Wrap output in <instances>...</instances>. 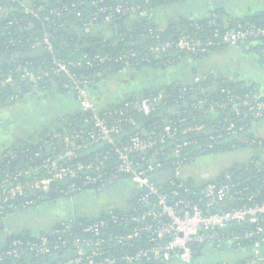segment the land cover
<instances>
[{"label":"built area","instance_id":"1","mask_svg":"<svg viewBox=\"0 0 264 264\" xmlns=\"http://www.w3.org/2000/svg\"><path fill=\"white\" fill-rule=\"evenodd\" d=\"M89 5L95 8L93 20L103 16L110 22L135 15L147 21L153 19L148 6L128 0H91ZM21 7L25 14L43 23L39 41L51 58V65L38 70L18 65L13 72L0 69V94L19 83L36 85L53 75L62 77L66 80L63 89L73 94L80 112L85 115L83 122L87 130L71 129L64 137L54 134L48 144L32 152L30 166L6 176L0 185V216L35 207L59 185L63 188L58 193L67 197L83 188L119 180L126 183L127 194L126 200H120L107 214L85 226L78 224L77 232L65 224L52 236L13 239L8 249L0 252V264H17L23 259L21 264H200L198 259L203 252L196 258L198 249L219 244L238 250L240 241L255 237L246 264H264V197L259 202L234 207L237 193L230 177L221 183L208 180L191 186L188 181L195 179L183 172L194 164L193 155L212 150L222 134L217 130L206 131L204 126L182 127L183 120L177 123L160 120L149 130L140 128L142 123L132 118H123L126 107H133L148 121L161 108L169 111V103H177L187 90L181 89L177 98L160 91L126 102L124 109L101 111L89 96L92 81L77 77L74 72L94 64L128 65L131 61L150 63L152 59H164L162 64L169 66L183 56L204 54L211 47H236L264 39V27L238 25L207 36L200 35L196 24L192 33L178 26L177 38L168 42L162 41L160 30L149 28L147 33L154 44L144 55L130 48L117 55L83 54L71 60L56 56L53 35L44 24L49 16L60 17L67 7L52 8L42 17L25 4ZM3 12L0 8V13ZM208 25L218 27L214 22ZM260 55L264 58V49ZM17 98L15 94L11 99ZM190 108L202 111L212 120L217 113H223V131L227 135L242 132L245 127L235 128L232 115L239 122L248 118L264 120V98L249 94H229L221 100L202 95ZM125 125L133 129L127 131ZM84 156L85 162L80 160ZM232 227L240 231H231ZM30 258L37 261L31 263L27 260Z\"/></svg>","mask_w":264,"mask_h":264},{"label":"trees","instance_id":"2","mask_svg":"<svg viewBox=\"0 0 264 264\" xmlns=\"http://www.w3.org/2000/svg\"><path fill=\"white\" fill-rule=\"evenodd\" d=\"M91 0H2L0 2V8L4 11L0 13V69L3 72H13L14 69L21 65L22 67H29L32 70L48 69L50 67L51 58L43 50L42 44H40V37L43 32V23L33 18L29 14H25L21 7V4H25L31 10L35 11L39 16L48 15L52 8L67 7V11H64L60 17H50L45 22V27L53 35L52 42L55 49L56 56L65 59H77L83 54L88 56L94 55H117L120 52L128 49H135L140 55H144L147 49L154 44L152 39L147 33V29L151 28L158 30L155 25L154 14L157 9L167 7L179 2L191 1V0H128L133 3L148 6L153 12V19L150 21L142 19L140 16H124L116 18L110 22H106L103 16H99L93 20V13L95 8L90 7L89 2ZM200 1L207 6L208 13L204 18L195 20H182L178 23V26L184 29L187 33L194 31L193 25L196 24L200 28V35H211L212 33H222L227 29L236 28L238 25H256L264 27V12L249 15L244 19H236L231 25H226L220 19L224 14L222 8H212L211 3L208 0H192ZM223 1V0H222ZM226 1V0H225ZM209 22H214L218 27L212 28L208 25ZM121 25V29H119ZM177 26V27H178ZM176 25L170 26L164 31H161L162 41H173L177 38ZM88 30V31H87ZM195 32V31H194ZM118 40V43L116 41ZM247 47L252 53L259 56L260 61H264V58L260 55V50L264 49V39L252 40L239 45V47ZM231 46H217L211 47L206 53L201 55L183 56L181 60H206L210 55L223 50ZM238 47V46H237ZM164 59H152L150 63H144L140 61H131L128 65H116V64H104V65H92L84 66L81 70L74 71L77 77L92 81L91 87H89V93L91 89L100 82L108 74L116 73L120 69H127L132 72V75H143L147 71L154 72H166L168 69L176 65L179 61L169 66H164L162 61ZM196 74V73H195ZM191 82L172 81L166 85L159 86L155 90L149 92L144 91L139 93L137 97H131L120 104L113 106L107 110L124 109L126 102L134 101L137 98L145 96H153L160 91H166L177 98L180 96L181 89H186V93L177 103H169V111L166 108H161L159 111L152 115L150 120H144L143 117L137 113L133 107H126V114L123 118H132L143 129H154V124L160 122V120H171L177 123L179 120H183L182 127H198L204 126V130H217L218 134H222L221 139H217L214 143V148L210 151L193 155L196 157L194 163L199 157L217 156L219 154H227L232 151L241 150L244 148H253L255 150L264 149V138L256 135V129H253V125L263 122L264 120H254L248 118L243 122H239L237 118L232 115L231 121L234 123L235 128L244 125L242 132L237 134L227 135L223 131L224 125L222 120L225 117L223 113H217L215 119H210L205 116L200 110H191L190 105L195 101H199L202 95H206L212 100H221L226 95H252L256 98L263 99L259 96L258 86L249 83H232L227 81L221 75L215 74H196ZM66 80L59 76H51L49 79L43 80V82L36 85L17 84L13 88H8L0 94V115L3 116L2 111H6L10 106H13L19 100L25 98L33 90L40 92H60L63 94H73L70 91L63 89V84ZM224 90L225 93H221ZM18 95V98L12 100V96ZM74 97V96H73ZM16 115L13 122L17 121ZM83 115L80 110L77 113L67 115L63 117L61 125L59 123L53 126H49L43 129L42 132H35L32 138L26 141H19L12 146H8L0 152V185L6 176L14 174L17 170H24L30 166L29 156H32L33 151H37L38 148L44 147L51 141L54 134H58L62 137L68 133L69 130L73 131H85V123ZM15 124V123H13ZM50 129V130H48ZM132 127L125 125V130L131 131ZM36 139V140H35ZM202 139H206L202 137ZM204 142V140L202 141ZM27 150V151H26ZM96 152H101V149H95ZM26 151V152H25ZM45 151L41 154L45 155ZM92 155L87 158H91ZM85 162V156L80 159ZM230 177V182L235 186L234 192L235 201L232 204L234 207H241L243 205H249L254 202H259L264 197V159L252 157L247 162L242 164H235L219 174L213 181L224 182L226 178ZM100 185L94 188H83L78 193L65 197L58 193L63 185L53 187V189L47 194L45 201L38 203L35 207L26 210H35L39 207H43L47 204H53L60 200H72L78 195H83L87 191L98 192L107 184ZM202 184L199 181L190 179L189 185ZM126 197V195H125ZM121 200H126V198ZM251 198V201L248 199ZM26 210H18L14 212H5L0 216V221L6 218V215L13 214L15 212H22ZM112 209H102L96 215L86 216L83 214L71 215L67 220L52 226V228L42 231L38 234L31 233H19L13 234L9 238H6L3 243L0 244V252L8 249L10 243L15 238H24L34 240L42 236H52L53 233L62 228L65 224L71 225L75 232L78 231V224L85 226V224L91 222L96 217L107 214ZM231 231L239 232L240 228L232 227ZM257 239V237L249 240H242L238 243L240 251L235 250V247L230 245H211L212 249L220 247V249L228 248L238 256V260L233 263L227 264H246V261L251 257V244ZM204 249V248H203ZM203 249H198L195 253L196 258L200 257ZM219 249V248H218ZM262 251L264 253V244L262 245ZM239 255L244 256L243 259H239ZM246 256V257H245ZM31 263H35L37 259H27ZM23 260L17 262L21 264ZM218 264V263H217ZM222 264V263H221Z\"/></svg>","mask_w":264,"mask_h":264},{"label":"crops","instance_id":"3","mask_svg":"<svg viewBox=\"0 0 264 264\" xmlns=\"http://www.w3.org/2000/svg\"><path fill=\"white\" fill-rule=\"evenodd\" d=\"M221 8L224 11V15L220 19L224 24L231 25L236 19H244L249 15L263 13L264 0H223ZM207 13L208 10L206 5L200 1L191 0L157 9L154 14V20L158 30L164 31L173 25H176L177 27L178 23L182 20L204 18ZM216 56H218V58H215ZM213 58H215L214 61L219 60L223 62V66L213 67L214 69L206 67L205 65L208 61L213 60ZM258 58L259 56L252 53L249 48L236 46L220 50L210 55L204 61H193L191 59L187 61L180 60L166 72L147 71L143 75H132L131 71L122 68L118 72L121 73L120 75L124 77V80L114 79L117 75L114 76V73H111L113 75L111 81L108 82L107 78L109 77L107 76L111 75L108 74L91 89L89 96L96 107L99 110L104 111L120 104L128 98L137 97L139 93L144 91L151 92L156 88H159V86L166 85L172 81L191 82L198 76L196 74L204 75L212 73L215 75H221L227 81L232 83L242 82L255 84L258 86L259 96L264 97V61H260ZM132 76L141 80H139L140 89L138 91L134 88L132 90H130V88L126 90L129 86V82L126 83V81H128V77ZM111 83L115 85L113 90L111 89L113 86ZM100 87L102 88L99 90ZM97 91L99 92L98 95H96ZM78 110V104L71 94H63L54 91L40 92L38 90H33L25 98L19 100L13 106L6 109V111H2L3 116L0 115V152H2L4 148L12 146L19 141L29 140L35 132H42L43 129L51 125L53 126V124L57 125L59 123L58 126H60L63 121V117L77 113ZM15 115L17 116V121L13 122L15 119L13 117ZM4 129L8 130L6 131ZM253 129H256V133H259L258 137L264 138V121L253 125ZM196 181L198 180L196 179ZM111 185L118 186L121 191L118 196L124 194L123 196L125 197L127 194L126 183L116 180V182L109 184V186ZM72 200L74 203H77L76 200H85V194L78 195ZM57 202L32 210L30 214H40L44 209L46 212L53 206H56ZM107 206L108 204H106L103 208H106ZM93 209L96 211L91 208H85V206L78 207V209L74 210L70 214L65 213L64 211H59L56 215L60 218L49 226L48 229L67 220L71 215L83 214L91 216L96 215L102 210V208ZM23 212L24 211L15 212L9 215L10 217H15L23 214ZM9 222V218H5L0 221V244L13 234H32L30 230H26V228L21 229L19 226L14 225V222ZM199 259L201 260V257ZM175 264L179 263L176 262Z\"/></svg>","mask_w":264,"mask_h":264},{"label":"rangeland","instance_id":"4","mask_svg":"<svg viewBox=\"0 0 264 264\" xmlns=\"http://www.w3.org/2000/svg\"><path fill=\"white\" fill-rule=\"evenodd\" d=\"M215 58H218L216 56ZM210 60L208 63L205 65L206 67L210 69H214L213 67H222L223 62L216 60L214 61ZM121 73L116 72L114 73V79L116 80H124V77L120 75ZM112 75H108L107 81L110 82ZM114 80V81H116ZM140 79L132 77H128L129 86L127 87L126 90L130 88L132 90L133 88L136 89L137 91L140 89ZM121 83V82H120ZM122 84V83H121ZM111 89H114V84ZM101 86V85H100ZM102 87L99 88V90ZM116 88V87H115ZM89 92V91H88ZM98 91L96 92V95H98ZM8 130V129H4ZM256 135L258 136L259 133L257 132ZM252 157H259L264 159V149L262 150H255L253 148H244L241 150H236L232 151L227 154H219L217 156H208V157H199L196 162L189 166L188 168H184L183 172L185 175H192L193 178L201 182H205L208 180L215 179L216 176L230 168L231 166L235 164H242L244 162H247L250 160ZM129 187V185H127ZM94 195V192L87 191L85 192V200H76L77 203H74L73 200H60L57 202L56 206H53L51 209L45 212V209L39 214H30L32 212L31 210H26L23 212V214L15 217H10V215H6V218H9L10 222H14V225L19 226L21 229L26 228V230H30L32 234H38L42 231H46L49 226H51L58 218H60L58 215H56L59 211H64L65 213L70 214L74 210L78 209V207H83L85 208H91L89 207L90 204H93L92 202L90 203L89 198ZM124 194L118 196V197H113V198H98L97 201H95L98 205L104 203L108 204L106 208L112 209L115 208L118 202L124 198ZM103 196V195H102ZM87 204V205H86ZM77 205V207H76ZM62 207V208H61ZM40 208V207H39ZM38 208V209H39ZM92 210H95L91 208ZM91 210V211H92ZM96 211V210H95ZM219 248V249H218ZM212 249V246H207L203 249V253L201 255V260L199 259L198 263L200 264H227V263H233L234 261L238 260V256L235 255L234 252L229 250L228 248H223L220 249V247ZM236 250V249H235ZM240 251V249H239ZM244 256L239 255V259H243ZM246 257V256H245Z\"/></svg>","mask_w":264,"mask_h":264},{"label":"flooded vegetation","instance_id":"5","mask_svg":"<svg viewBox=\"0 0 264 264\" xmlns=\"http://www.w3.org/2000/svg\"><path fill=\"white\" fill-rule=\"evenodd\" d=\"M119 193H121V191L118 188V186H116V185H111V186L107 185L106 187L102 188L100 191L94 192V195L91 196V198H89L90 203L91 202L93 203V204H90L89 207L98 208V209H101V208L105 209L103 207L106 205V203H104V205H102V204L98 205L95 201H97L99 197L101 199L104 198V197L113 198V197L118 196Z\"/></svg>","mask_w":264,"mask_h":264},{"label":"water","instance_id":"6","mask_svg":"<svg viewBox=\"0 0 264 264\" xmlns=\"http://www.w3.org/2000/svg\"><path fill=\"white\" fill-rule=\"evenodd\" d=\"M211 6H212V8H220L222 6V0H212ZM118 28L121 29L122 28L121 25H119ZM0 226H1V223H0Z\"/></svg>","mask_w":264,"mask_h":264}]
</instances>
